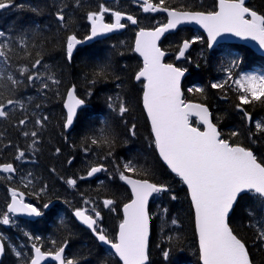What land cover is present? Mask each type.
<instances>
[{"label": "trees", "instance_id": "trees-1", "mask_svg": "<svg viewBox=\"0 0 264 264\" xmlns=\"http://www.w3.org/2000/svg\"><path fill=\"white\" fill-rule=\"evenodd\" d=\"M102 1L16 0V4L24 7H10L0 12V32L4 33L0 36V43L6 44L7 55V60L0 57V73L6 85L0 91L3 99L23 104V107L20 104L7 106L8 116L0 117V165L11 163L17 170L14 175L0 173V214L7 211L12 189L24 193L30 203L47 212L45 218L35 222L19 220L10 227L0 224V230L9 237L5 240L3 236L6 253L0 264H28L33 244L48 251L55 250L64 241H67V258H75L79 264H121L75 220L73 211L94 204L101 216L99 226L109 238L114 239L122 219L121 206L131 198L119 178L123 163L129 160L138 168L150 170L145 178L153 183H165L170 189V192L159 194L150 206L153 217L149 264H200L188 191L158 156L142 105L143 85L135 81V75L142 68V60L134 52L136 29L130 27L121 34L79 45L71 61L66 56V37L73 32L79 39L88 36L90 24L87 15L98 11ZM150 1L159 4V0ZM116 4L110 2L108 5ZM162 6L209 12L216 11L217 0H164ZM248 7L264 14V0H249ZM61 8L64 22L56 16ZM116 10L135 16L142 27L154 28L165 22L163 16L143 15L130 1H124ZM109 19H112L111 14ZM185 39L194 41V47L183 61H177L176 55ZM21 40L27 43V48L20 43ZM162 47L170 52L169 62L190 72L183 84L184 99L208 105L222 138L250 147L264 162V132H257L255 128L256 121L264 122V101L243 106L252 117L247 121L236 107L240 102L234 86L223 90L211 87V84L227 78L229 68L233 69V79L243 72L264 74V57L248 47L233 44L217 45L210 51L205 37L191 28L170 35ZM26 52L31 56L26 57ZM37 53L43 57L37 70L54 73L60 81L58 85L45 80L49 88L43 89L41 81L29 82L19 71L24 65L31 67ZM99 65H107L106 74L92 85L93 73L99 70ZM9 75L21 83L13 85L7 79ZM73 85L87 106L79 111L72 129L67 131L63 127L66 117L64 100ZM190 88L192 92L188 91ZM197 88H203L204 92L195 91ZM89 91L92 93L90 96L87 95ZM117 96L129 109L123 116L109 107L115 103L118 108ZM45 116L47 120L43 125L37 124L36 121ZM25 119L26 123L21 125L19 121ZM105 121L114 130L115 142L111 149L107 145H93L90 139H86L99 138ZM192 123L198 125L196 119ZM133 124L134 136L128 131ZM32 131L37 132L36 138L23 135ZM233 132L238 135L231 136ZM33 139H37L35 147H32ZM85 148L90 151L86 153ZM109 151L112 155L105 159ZM20 152L24 153L23 157H19ZM69 160L72 162L68 163ZM98 163H103L107 170L96 179H77L75 187L67 183L70 178L86 177L87 170ZM116 165L120 168L117 169ZM134 177L142 178L139 175ZM171 195L176 199H171ZM105 199L113 200L114 205L105 207ZM85 200L92 203L85 204ZM53 201L57 203L50 210H45L43 205ZM254 203L250 195L239 198L229 223L246 242L254 264H264V243L255 239L256 228L249 226L248 210L254 209ZM260 216L257 211L256 218L260 219ZM173 220L176 223H172ZM16 251L22 255L16 256ZM165 251L169 252L167 259L163 256Z\"/></svg>", "mask_w": 264, "mask_h": 264}, {"label": "snow or ice", "instance_id": "snow-or-ice-1", "mask_svg": "<svg viewBox=\"0 0 264 264\" xmlns=\"http://www.w3.org/2000/svg\"><path fill=\"white\" fill-rule=\"evenodd\" d=\"M163 4L164 0H159V4L143 0V11L162 10L168 13V19L166 23L153 29L141 28L137 34L134 49L143 57V67L136 74L135 79L139 81L143 78L146 81L143 90V104L151 121L153 142L159 156L171 171L187 185L190 192L195 209L200 258L203 264H254L246 242L230 226L229 217L238 199L243 195H250L255 203L254 209L248 210L251 218L249 226L256 228L255 239L264 243V162L257 158L250 147H244L230 139L222 138V134L216 124L212 122V114L205 104L192 103L184 99L181 78L188 69L177 67L172 63H163L165 52L160 49L157 42L170 29H175L182 23L195 22L207 31L209 47L216 42L217 37L224 33H232L245 39L250 38L258 42L261 48H264V14L247 7L245 0H219L218 10L209 12L170 10L167 7H162ZM10 7L23 8L24 5L16 4V0H0V10ZM109 11L111 10L101 5L98 11L88 13L87 19L91 21V32L84 40H91L103 33L125 27V24L121 23L125 14L120 11L113 12L114 23H105V13ZM56 16L59 21H65L63 8L56 13ZM127 19L133 24L138 23L133 16L129 15ZM63 26L67 27V24ZM3 35L4 33L0 32V36ZM84 40L79 39L75 32L66 37L65 51L69 61H71L77 45L83 44ZM192 42H183L177 59L185 55V51ZM20 43L25 48L28 47L24 40H21ZM5 48L6 44L0 43V57L7 60ZM25 55L28 57L31 56V53L26 52ZM42 59L43 57L37 53V58L31 62V67L24 65L19 71L26 75L29 82L39 80L41 87L48 89L49 83L45 80L50 81L53 85H58L60 81L55 78L54 73L47 70L42 73L37 70L41 66ZM98 68L99 70L93 73L95 78L91 81L92 85H95L97 80L106 74L107 65H99ZM237 76L238 78L233 79V69L229 68L227 69V78L211 84V87L223 90L226 87L234 86L239 93L238 100L240 102L236 107L243 113L244 119L251 121V114L244 111L243 106L264 101V74L239 73ZM7 79L13 85L21 83L11 75ZM5 88L6 85L2 82V73H0V89ZM76 91V86L73 85L66 94L67 112L63 124L65 129L73 126L77 110L85 104V100L77 96ZM188 91L192 92L193 89L190 88ZM195 91L203 93L204 89L197 88ZM91 94V91L87 93L88 96ZM2 97L3 92L0 91V117L8 116L7 106L20 104L23 107L20 101L5 100ZM116 100L119 101L118 108L115 103L110 104L109 107L123 116L129 109L119 96L116 97ZM193 116L198 118L200 124L204 126L203 130L199 125L193 126L191 120ZM45 120H47L46 116L36 122L43 125ZM19 123L25 124L26 119L20 120ZM104 123L105 127L100 129L101 136L99 138L86 139H90L93 145H107L111 149L115 142L114 130L107 121ZM255 128L257 132H264V122L256 121ZM128 131L134 136L135 125L133 124ZM23 135H31L36 138L37 132H24ZM237 135V132L231 133V136ZM36 143L37 139H33L32 147H35ZM56 151L59 152L60 149L57 148ZM84 151L87 153L90 149L85 148ZM111 155L112 152L109 151L105 159ZM23 156L24 153L20 152L19 157ZM71 162V160L68 161V163ZM116 167L119 169L120 165H116ZM122 167L123 170L119 171V178L131 186L133 198L123 206L124 218L119 224L115 241L110 239L105 234V230L99 226L98 219H101V216L94 207L91 209V214L88 209L77 208L74 215L95 233L99 241L110 245L123 264H148L149 198L153 194L170 192V189L165 183L150 182L145 178L149 175L150 170L143 167L138 168L131 160L124 162ZM0 170L7 173L16 171L11 163L0 165ZM106 170L103 163L92 165L87 170V177ZM135 175L142 178H133ZM85 178H70L67 183L75 187L77 179ZM23 196L24 193L12 189L11 203L7 205V211L0 214V224L13 223L10 214L42 215L39 208L33 204L25 203ZM171 199H176V197L171 195ZM84 203L91 204L92 202L85 200ZM103 205L111 207L114 205V201L105 199ZM43 207L48 208V204H44ZM162 211L166 212L167 210L163 209ZM257 211L261 214L260 219L256 218ZM172 223H176V221L173 220ZM171 239L172 237H169V240ZM52 243L55 244V241ZM32 247L34 256L30 259L29 264H41L48 257L58 261L59 264H79L75 258H66L67 241H64L55 250L42 251L35 244ZM4 252L5 241L0 235V255ZM15 255L19 257L22 253L16 251ZM163 256L167 259L169 252H163Z\"/></svg>", "mask_w": 264, "mask_h": 264}, {"label": "water", "instance_id": "water-1", "mask_svg": "<svg viewBox=\"0 0 264 264\" xmlns=\"http://www.w3.org/2000/svg\"><path fill=\"white\" fill-rule=\"evenodd\" d=\"M105 1H114V0H105ZM131 1H136V2H138V3H141V9H142V11H143V0H131ZM151 2V1H150ZM248 2H249V0H245V4H246V6L248 5ZM151 3H153V2H151ZM154 4V3H153ZM218 4H219V0H217V9H216V11L218 10ZM163 7V6H162ZM248 7V6H247ZM168 8V7H167ZM170 10H172V9H174V10H177V11H188V12H203V11H199V10H195V11H192V10H179V9H176V8H169ZM2 10H0V12H1ZM143 13L144 14H152V15H164L165 17H166V22H167V19H168V13L167 12H164V11H162V10H158V11H148V12H145V11H143ZM125 14V18L121 21V23H123V24H125V22H129V24L131 25V26H133V27H136V28H138V23L137 24H133V23H131V21H129L128 19H127V16H129V14H126V13H124ZM131 16V15H130ZM134 17V16H133ZM135 18V17H134ZM136 19V18H135ZM137 20V19H136ZM165 22V23H166ZM105 23H114V18H113V21L112 22H107V21H105ZM90 26H91V21H90ZM126 28H127V26H126V24H125V27L124 28H122V29H115V30H113V31H111V32H108V33H103V34H101V35H99V36H97V37H94L93 39H91V40H84V43L83 44H81V45H87V44H91V43H94V42H96V41H99V40H102V39H106V38H108V37H110V36H112V35H115V34H120V33H122V32H124L125 30H126ZM141 28H144V27H140V28H138L137 29V31H136V34H135V38H134V49H135V41H136V37H137V34H138V32H139V30L141 29ZM182 28H192V29H194V30H196V31H199L200 33H202L204 36H205V38L207 39V43H208V48H209V50H212L215 46H217V45H219V44H237V45H243V46H246V47H248V48H250L251 50H253L255 53H257V54H259L260 56H263L264 57V48H261L260 47V45L258 44V42H256V41H254V40H252V39H250V38H248V39H245V38H242V37H238V36H236V35H234V34H232V33H224V34H222L221 36H219V37H217V40H216V42L215 43H213L212 44V46L211 47H209V39H208V33H207V31L200 25V24H197V23H195V22H186V23H182V24H180V25H178L175 29H170L168 32H165L161 37H160V39H159V41L157 42L158 43V46L160 47V49L162 50V51H164L165 52V56L163 57V63H166L167 64V62H166V59L168 58V56L170 55V53L169 52H167V51H165L163 48H162V46H161V43L165 40V38L167 37V36H169V35H171V34H175L176 32H178L180 29H182ZM145 29H153V28H145ZM90 32H91V28H90ZM90 32H89V35H90ZM184 41H190V42H192L191 40H188V39H186V40H184ZM183 41V42H184ZM183 42H182V44H183ZM78 46V45H77ZM181 47H182V45H181ZM193 47H194V42H192L191 44H190V47L185 51V55L183 56V57H180L179 59H177L178 61H182V60H184V58L186 57V55L189 53V52H191V50L193 49ZM76 49H77V47H76ZM76 49L74 50V52H73V54L75 53V51H76ZM134 52L141 58V60H142V67H143V57L140 55V53H138V52H136L135 50H134ZM178 55H179V53H178ZM178 55H177V57H178ZM173 64V63H172ZM175 65V64H174ZM175 66H177V65H175ZM178 67V66H177ZM189 75V71H187V72H185V75L181 78V89H182V91H183V93H184V90H183V83H184V80H185V78L187 77ZM135 81L136 82H140V81H142L144 84L146 83V81L142 78L141 80H139V81H137L136 79H135ZM71 88V87H70ZM69 88V89H70ZM67 94V93H66ZM77 94V93H76ZM78 96V95H77ZM66 99H67V95L65 96V100H64V110H65V113L67 112V109H66V107H65V102H66ZM190 102H192V103H199V102H193V101H190ZM142 105H143V109H144V111H145V114H146V116H147V119H148V121H149V124H150V127H151V121H150V118L148 117V115H147V111H146V109H145V107H144V104H143V95H142ZM206 105V104H205ZM86 106V103L84 104V105H82L78 110H77V114L79 113V111L80 110H82L84 107ZM207 106V105H206ZM208 107V106H207ZM208 109H209V111L211 112V114H212V111H211V109L208 107ZM192 118H195V119H197L198 120V118H196L195 116H193ZM198 122H199V120H198ZM212 122H213V120H212ZM200 123V122H199ZM203 128H204V126L202 125V124H200ZM73 127V126H72ZM72 127L71 128H69V129H66L67 131H70L71 129H72ZM201 130H203V129H201ZM151 131H152V129H151ZM152 135H153V133H152ZM153 138H154V135H153ZM157 150V149H156ZM157 153H158V150H157ZM158 156H159V153H158ZM160 157V156H159ZM160 160L162 161V163L169 169V171L173 174V175H175L176 176V174L175 173H173L172 171H171V169L168 167V165L166 164V162L165 161H163V159L160 157ZM0 171H2V170H0ZM3 172V171H2ZM101 174V172H99V173H96L94 176H92V177H87V179H89V180H92V179H95L98 175H100ZM178 177V176H177ZM133 178H136V177H133ZM179 178V177H178ZM137 179H139V178H137ZM180 179V178H179ZM181 180V179H180ZM123 181V180H122ZM151 182V181H150ZM123 183L128 187V189H129V191H130V193H131V199L133 198V194H132V191H131V186L130 185H128L125 181H123ZM185 186H186V188H187V185L186 184H184ZM187 190H188V188H187ZM188 193H189V198H190V201H191V197H190V192H189V190H188ZM154 195L155 194H153V196L152 197H150L149 198V202H148V211H149V207H150V204H151V202H152V198L154 197ZM23 199H24V202L26 203V201H25V197L23 196ZM130 202V201H129ZM129 202H127V203H129ZM10 203H11V200H10ZM9 203V204H10ZM54 203H51V204H49V206H48V208H50L52 205H53ZM191 204H192V208H193V212H194V218H195V209H194V205H193V203H192V201H191ZM236 206V205H235ZM235 206H234V208H235ZM234 210V209H233ZM233 212V211H232ZM232 212L230 213V216H231V214H232ZM75 213V212H74ZM74 213H73V215H74ZM122 213H123V207H122ZM16 217H18V218H21V219H26V220H29V221H35V220H37V219H39V218H41L42 217V215H40V216H30V215H27V214H24V213H17V214H14ZM74 217L76 218V220H77V222L79 223V224H81L83 227H85L86 229H88V230H91L87 225H85V224H83V222L82 221H80L79 220V218H77L75 215H74ZM123 217H124V213H123ZM230 218V217H229ZM195 228H196V233H197V239H198V247H199V236H198V230H197V227H196V218H195ZM92 231V230H91ZM118 231H119V229H118ZM92 233H93V236L96 238V235H95V233L92 231ZM118 234V233H117ZM150 236H151V225H150V234H149V239H150ZM97 239V238H96ZM98 240V239H97ZM98 242L100 243V245L101 246H103L104 248H106V249H108L109 251H111V252H113V253H115V250L114 249H112L111 248V246L110 245H108V244H106V243H104V242H101V241H99L98 240ZM38 247V246H37ZM42 250V249H41ZM66 250V249H65ZM43 251V250H42ZM199 252H200V250H199ZM5 253H6V251L2 254V255H0V262L2 261V259H3V257H4V255H5ZM34 256V249H33V255H32V257ZM118 257V256H117ZM118 259L120 260V258L118 257ZM121 261V263L123 264V262H122V260H120ZM52 263H56V264H59V262L58 261H55L54 259H52L51 257H48L47 259H45V260H43L42 262H41V264H52ZM29 264V263H28ZM200 264H203V262H202V260H201V258H200Z\"/></svg>", "mask_w": 264, "mask_h": 264}, {"label": "flooded vegetation", "instance_id": "flooded-vegetation-1", "mask_svg": "<svg viewBox=\"0 0 264 264\" xmlns=\"http://www.w3.org/2000/svg\"><path fill=\"white\" fill-rule=\"evenodd\" d=\"M116 2L120 4L121 2L123 3L124 0H116ZM130 2L132 3L133 6L137 7L138 9H140V11H141V13H142L143 15H147V14H144V13H143V11H142V9H141V4H140V3L136 2V1H130ZM148 15H149V16H154V15H152V14H148ZM160 17H162V16H160ZM137 21H138V20H137ZM125 24L127 25V29H129L130 27H131V29H133V28L136 29L135 27L132 28V26H130L129 23H125ZM140 27H142V26L139 25V21H138V28H140ZM39 209H40V208H39ZM40 211H41V213H42V215H43V217H42L41 219L45 218L47 212L44 211L43 209H40ZM122 219H123V215H122ZM122 219H121V221H122ZM121 221H120V222H121ZM16 222H17V219H16ZM98 222H99V221H98ZM118 225H119V224H118ZM117 230H118V228H117ZM116 234H117V233H116Z\"/></svg>", "mask_w": 264, "mask_h": 264}, {"label": "rangeland", "instance_id": "rangeland-1", "mask_svg": "<svg viewBox=\"0 0 264 264\" xmlns=\"http://www.w3.org/2000/svg\"><path fill=\"white\" fill-rule=\"evenodd\" d=\"M101 5H103L105 8H108V9H110L111 11H109V12H107V13H105V14H107L108 16L111 14L112 16H114L113 15V12H115V11H117L116 9H117V7H120L121 6V3L119 4H116L115 6L113 5V6H110V5H107V4H101ZM100 5V6H101ZM256 74V73H255ZM12 219V221H13V223H10V224H8V225H4V226H11V225H15L16 224V220H15V218H11ZM1 225H3V224H1ZM0 233H1V231H0ZM5 238L6 239H8L9 237H7V236H5Z\"/></svg>", "mask_w": 264, "mask_h": 264}, {"label": "bare ground", "instance_id": "bare-ground-1", "mask_svg": "<svg viewBox=\"0 0 264 264\" xmlns=\"http://www.w3.org/2000/svg\"><path fill=\"white\" fill-rule=\"evenodd\" d=\"M13 166H15L14 164H12ZM31 204H33V203H31ZM34 206H36L35 204H33ZM74 212V211H73Z\"/></svg>", "mask_w": 264, "mask_h": 264}]
</instances>
